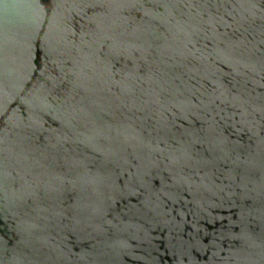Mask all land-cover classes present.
<instances>
[{"label":"water","instance_id":"water-1","mask_svg":"<svg viewBox=\"0 0 264 264\" xmlns=\"http://www.w3.org/2000/svg\"><path fill=\"white\" fill-rule=\"evenodd\" d=\"M0 264H264V0H0Z\"/></svg>","mask_w":264,"mask_h":264}]
</instances>
